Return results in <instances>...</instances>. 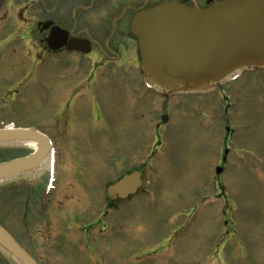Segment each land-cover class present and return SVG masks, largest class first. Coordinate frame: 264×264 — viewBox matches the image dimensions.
Wrapping results in <instances>:
<instances>
[{"label": "rangeland", "instance_id": "rangeland-1", "mask_svg": "<svg viewBox=\"0 0 264 264\" xmlns=\"http://www.w3.org/2000/svg\"><path fill=\"white\" fill-rule=\"evenodd\" d=\"M10 54L0 49V128L11 125L47 135L55 98L48 92L58 87L52 80L38 79L42 68L10 64ZM122 73L129 81L116 80L105 90L114 93L116 101L127 92L118 103L124 101L130 114L132 150L138 158L147 152L149 164L163 166L144 201L116 215L124 222L118 237H112V255L130 243L131 248H125L139 259L129 264H264V69L245 72L237 84L219 83L208 94L169 98L147 84L139 65ZM110 112L108 106L106 112L92 110V161H107L101 150L107 146ZM29 150L0 145V162ZM150 151L156 157L151 159ZM20 182L0 183L1 226L37 264H63L61 256L77 248L62 242L57 252L47 251L40 244L39 228L34 233L23 226L27 192ZM89 213L95 219L98 211ZM48 230L51 239L58 240L55 228ZM0 254L4 264H17L2 250Z\"/></svg>", "mask_w": 264, "mask_h": 264}, {"label": "flooded vegetation", "instance_id": "flooded-vegetation-1", "mask_svg": "<svg viewBox=\"0 0 264 264\" xmlns=\"http://www.w3.org/2000/svg\"><path fill=\"white\" fill-rule=\"evenodd\" d=\"M217 1L222 0H0V49L11 53L8 62L42 68L38 79L52 80L58 87L48 92L55 96L50 102L54 114L46 135L53 150V174L49 176L45 163L26 183L18 181L27 192L23 226L34 233L39 228L40 244L47 251L54 248L57 252L62 242L77 248L60 255L63 264H72L73 258L74 264H117L116 260L129 264L139 259L134 256L138 254L127 251L130 243L112 255L116 249L112 237H118L124 222L116 215L130 212L135 203L144 201L157 183L163 163L153 166L147 161V152L139 158L133 152L130 114L124 101L122 106L118 103L127 98V92L116 101L117 96L105 90L106 84L116 80L129 81L130 76L122 72L136 64L145 81L149 79L141 69L132 18L164 3L204 9ZM243 78L241 74L228 84ZM107 106L113 112L107 146L101 150L107 161H92L88 149V134L93 131L91 113L106 112ZM133 172H138L141 181L137 190H123L122 195L109 191ZM95 209L98 213L93 219L89 212ZM51 226L58 232L54 235L58 240L51 239ZM137 239L133 241L136 247Z\"/></svg>", "mask_w": 264, "mask_h": 264}, {"label": "water", "instance_id": "water-1", "mask_svg": "<svg viewBox=\"0 0 264 264\" xmlns=\"http://www.w3.org/2000/svg\"><path fill=\"white\" fill-rule=\"evenodd\" d=\"M131 32L142 67L167 93L206 91L243 66H264V0H224L204 10L165 3L134 15ZM27 144L35 151L0 164V183L40 171L50 148L39 132L0 129L1 146ZM138 180L125 177L109 191L120 194ZM0 249L17 264H37L1 226Z\"/></svg>", "mask_w": 264, "mask_h": 264}, {"label": "bare ground", "instance_id": "bare-ground-1", "mask_svg": "<svg viewBox=\"0 0 264 264\" xmlns=\"http://www.w3.org/2000/svg\"><path fill=\"white\" fill-rule=\"evenodd\" d=\"M224 77V76H223ZM26 147H28L29 149H34L35 148V146L33 145V144H27V145H25Z\"/></svg>", "mask_w": 264, "mask_h": 264}, {"label": "trees", "instance_id": "trees-1", "mask_svg": "<svg viewBox=\"0 0 264 264\" xmlns=\"http://www.w3.org/2000/svg\"><path fill=\"white\" fill-rule=\"evenodd\" d=\"M1 163V162H0Z\"/></svg>", "mask_w": 264, "mask_h": 264}]
</instances>
